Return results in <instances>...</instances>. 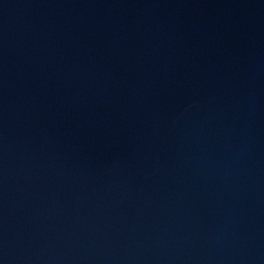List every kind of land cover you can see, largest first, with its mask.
Listing matches in <instances>:
<instances>
[{
	"label": "water",
	"instance_id": "95a60500",
	"mask_svg": "<svg viewBox=\"0 0 264 264\" xmlns=\"http://www.w3.org/2000/svg\"><path fill=\"white\" fill-rule=\"evenodd\" d=\"M0 264H264V0H0Z\"/></svg>",
	"mask_w": 264,
	"mask_h": 264
}]
</instances>
